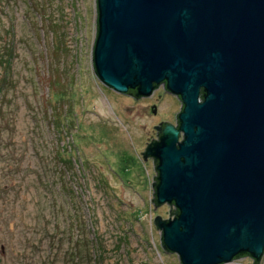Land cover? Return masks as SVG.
Returning a JSON list of instances; mask_svg holds the SVG:
<instances>
[{"label":"rangeland","instance_id":"rangeland-1","mask_svg":"<svg viewBox=\"0 0 264 264\" xmlns=\"http://www.w3.org/2000/svg\"><path fill=\"white\" fill-rule=\"evenodd\" d=\"M95 35V0H0V264H180L141 152L181 103L102 85Z\"/></svg>","mask_w":264,"mask_h":264},{"label":"water","instance_id":"water-1","mask_svg":"<svg viewBox=\"0 0 264 264\" xmlns=\"http://www.w3.org/2000/svg\"><path fill=\"white\" fill-rule=\"evenodd\" d=\"M95 4L92 62L101 84L150 97L164 83L182 103L177 127H158L159 141L143 155L156 161L155 208L173 204L178 211L170 219V206L169 219L155 217L162 248L180 264H226L240 254L259 264L264 0Z\"/></svg>","mask_w":264,"mask_h":264},{"label":"flooded vegetation","instance_id":"flooded-vegetation-1","mask_svg":"<svg viewBox=\"0 0 264 264\" xmlns=\"http://www.w3.org/2000/svg\"><path fill=\"white\" fill-rule=\"evenodd\" d=\"M159 90H161V91H163L164 93H166V94H169V95H172V94H170L169 92H167L166 91V89H165V84L164 83H161L156 89H155V91H154V93L156 92V91H159ZM154 93L150 96V97H136V95H134V93L132 92V91H130V92H128V93H126V94H123V95H125V96H128V97H131L132 99H134V100H137V101H147V100H150L152 97H153V95H154ZM174 96V95H173ZM203 96V91L201 90V97ZM175 97V96H174ZM180 103H181V101L177 98V97H175ZM154 108V107H153ZM181 110H182V103H181ZM180 112V111H179ZM178 112V113H179ZM178 113L175 115V121H174V123L172 124L171 122H158L155 126H153V128H154V135L151 137V138H149V139H147L145 142H144V148H143V155H144V152L146 151V149L151 145V144H153V143H156L157 141H159V138H160V130L158 129V127H163L164 125H166V123L167 124H172V125H174L175 127H177V125H178V122H177V115H178ZM157 114V112L156 113H154V115H156ZM179 140H181V139H179ZM146 159H149L150 161H151V163H152V166L153 167H155V159L154 158H152V157H148V158H146ZM155 177H156V175H155ZM240 258H242V257H240Z\"/></svg>","mask_w":264,"mask_h":264},{"label":"trees","instance_id":"trees-1","mask_svg":"<svg viewBox=\"0 0 264 264\" xmlns=\"http://www.w3.org/2000/svg\"><path fill=\"white\" fill-rule=\"evenodd\" d=\"M9 65V62H8V60H7V57L4 55V57L3 56H0V68H5V67H7ZM6 69H8V68H5V72H7V70ZM6 76V75H5ZM3 77L2 79H0V81L1 82H3L4 83V81H6V77ZM130 92V91H129ZM133 93H134V95H137V91L136 90H133L132 91ZM160 136H161V134H160ZM156 178V177H155ZM153 195H154V192H153ZM169 206H171L173 209H172V211L170 212V214H171V216H173V218H174V216H176L177 214H178V211L176 210V208L174 207V205L173 204H171V205H169ZM96 244H97V242H96ZM240 257H249V255H247V254H240V255H238V256H236L235 258H234V260L235 259H240ZM250 258V257H249ZM255 264H256V262L255 261H253Z\"/></svg>","mask_w":264,"mask_h":264}]
</instances>
